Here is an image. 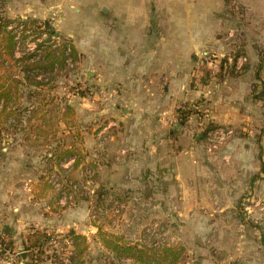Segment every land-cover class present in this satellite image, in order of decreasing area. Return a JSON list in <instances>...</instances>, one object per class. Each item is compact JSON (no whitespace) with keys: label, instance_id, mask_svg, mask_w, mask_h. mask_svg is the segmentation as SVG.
I'll list each match as a JSON object with an SVG mask.
<instances>
[{"label":"crops","instance_id":"0c3cea01","mask_svg":"<svg viewBox=\"0 0 264 264\" xmlns=\"http://www.w3.org/2000/svg\"><path fill=\"white\" fill-rule=\"evenodd\" d=\"M229 2L241 11L231 12ZM52 12L79 44L95 43L83 30L100 14L113 28L99 41L106 51L94 60L107 54L105 65H96L102 72H91L104 103L73 105L79 150L93 149L107 185L142 189L144 203L156 202L171 229L170 243L184 248L179 264H264V235L236 229L237 209L248 195L264 202V97H257L264 63L259 67L252 49L259 42L246 38L251 52L242 74H209L201 84L206 73H193V58L228 45L234 29L257 31L252 36L264 40V0H0L7 20ZM192 80L201 90H191ZM25 89H12L13 102L0 99V111L5 106L10 113L0 119V234L20 254L19 264L27 263L23 242L31 230L83 234L78 210L59 203L60 214L53 216L55 201L33 198V162L37 144L51 139V107L46 92ZM24 94L32 95L17 97ZM183 104L198 111L173 126ZM66 122L64 112L59 124ZM208 127L236 134L208 153ZM103 134L105 150L96 142Z\"/></svg>","mask_w":264,"mask_h":264},{"label":"rangeland","instance_id":"374dc122","mask_svg":"<svg viewBox=\"0 0 264 264\" xmlns=\"http://www.w3.org/2000/svg\"><path fill=\"white\" fill-rule=\"evenodd\" d=\"M58 16L59 13L52 12L40 17H26L27 20L24 21L27 23L26 28L30 31V34L28 35L29 38L23 37L21 39L22 43L19 47V51L23 53V56H27L35 44L40 41L45 42L47 45L45 48L49 47L48 53L51 52L57 57L52 71L49 68L43 71L41 66L39 69L26 70L28 69L27 66L32 65L31 61L14 63L8 59L4 50L1 53L3 55L1 58L4 60H0L2 61V66H0V85L11 87V89L39 88L40 91L46 92L44 100L49 101L51 107V127L49 130L51 139L47 143L37 144L41 147L38 150L40 155H36L33 162L36 164V172L33 175L36 180V184H34L36 188L33 186V198L35 200L47 198L52 202L55 201V207L51 208L49 212L56 216L60 214L62 209L59 204L62 196L60 191L53 188L50 179L57 180V183L64 191L68 190V184L70 183L78 185L77 192L73 193V205L63 207H69L71 210L76 209L81 215L80 222L82 224L79 231L83 233L81 236L85 237V241L80 247H85V250L81 257L76 259L77 264H136L129 260L115 259L113 254L105 250L101 245L97 235L98 230L121 237L123 240L138 247L158 249L153 246V243L159 240L160 236L151 235V232L156 230L158 235H163L164 238V243L159 248L165 246L184 249L182 244L170 243L169 233H171V229L166 219L161 216V213L159 214L158 210L160 207L156 205V202L151 204L144 203L142 199L144 191L142 189L132 190L118 187L114 190L110 188L105 182L106 175L101 173L99 169L102 161H97L94 158L93 149L86 151L84 147L82 152L79 150V144L81 143L79 141L80 136L78 137L77 135L80 134V127H78L79 124L74 115L73 105L76 102H86L87 104L104 103L103 97H105V93H102L101 86L96 83V76L91 72H95V70L102 72L97 69L96 65L102 62V65H105L107 54L100 55L98 64L94 60L98 57L97 54L101 49L106 51L107 45L100 44L99 41L105 39L108 32H111L113 28L108 24L109 20L100 14L95 23L91 20V22H88L89 26L86 27V24L84 25L83 30V32L88 31L93 36L95 43L91 44L86 40L84 44H79L74 37L70 36L68 31L59 28L57 24ZM8 21L13 23L22 20L21 17H17ZM234 30L230 43L223 48L211 50L210 54L222 55L225 58L244 56L247 58L245 70L251 52L248 50L250 47L246 49V38L251 37L250 41L259 42L252 49L258 55V65H260V60H262L261 65H263L264 40L261 42L256 36H252L257 31ZM8 34L5 30L0 31L1 44L6 41ZM64 44L71 45L76 52V60L73 61L72 67L61 64V49ZM44 54L45 52L42 56ZM193 61L195 64L198 63L199 57L193 58ZM43 65L46 64L44 63ZM24 70L26 71L24 72ZM194 72L206 73L205 78H198L201 84L210 80L209 72L206 69H200L195 66ZM230 73H233V71H230ZM27 77L28 79L25 80ZM191 86V90H201V87L194 84V80H192ZM25 91L27 90L25 89ZM31 95L24 94L17 97L26 99V97ZM42 95L40 93L39 99H42ZM12 97L10 102L14 101ZM66 105L67 109L69 108L72 112L64 109ZM192 111L197 113L198 110L192 109ZM64 112L67 113V126L59 124V118ZM64 127L67 129L65 128L66 130H64ZM62 131H65V133L63 134ZM58 140H63V142ZM105 140V134L96 140L97 144L102 146L104 150L106 149ZM43 150L47 152L44 154L42 153ZM72 159L74 162L70 163ZM63 165L66 167H63ZM236 213V229L240 233L244 230H250L264 235V217H260L257 208L254 211V217L260 218L257 222L252 220V218L247 219L245 217L242 206L238 207ZM60 246L61 248H54L51 245L47 246L42 255L43 258H40L42 259L40 264H50L52 258L57 259L61 256L60 254L64 255L61 258L69 256L72 251L71 246L64 245L62 247L61 244Z\"/></svg>","mask_w":264,"mask_h":264},{"label":"trees","instance_id":"16d2710c","mask_svg":"<svg viewBox=\"0 0 264 264\" xmlns=\"http://www.w3.org/2000/svg\"><path fill=\"white\" fill-rule=\"evenodd\" d=\"M228 6L231 12L241 11V8L236 6V4H231L229 2ZM9 23H11V21H8L4 17L0 16V31L4 30L5 26ZM3 44H1L0 42V60H4L3 58H1L3 56L1 55V53L4 50L6 55L8 56V59L10 61H13L11 56V52L13 49V42H12V36L10 34H8V37ZM67 46L70 48V54H69L70 57L72 58L73 61L76 60V52L74 48L71 45L69 46L64 44L61 49V58H62L61 64L63 66H64V51ZM39 48L40 45H37L36 50H38ZM47 50H49V47L45 48L39 56L36 51L31 53L30 55L23 56L19 60V62L30 61L38 57L35 61L32 62V65L27 66L28 69L26 70L39 69L41 66L43 71H45V69L47 68H49L50 71H52L57 61L56 59L57 57H55L51 52L48 53ZM44 52L45 54L42 56ZM13 62L15 63L16 61ZM261 62L262 60H260L259 67H261ZM44 63L46 65H43ZM0 66H2V61H0ZM26 70H24V72ZM27 79L28 77L25 80ZM11 91H12L11 87L0 85V99L4 98L5 102H10V99L12 97ZM257 97L259 98L264 97V84H262V91L257 95ZM67 110L71 111L69 108ZM9 114L10 113L5 114V106H3L2 110L0 111V119L4 115L5 117L8 118ZM194 114L196 113L192 111L189 105L183 104L179 109L176 110V118L178 125L185 124L188 118ZM97 235L98 238L100 239L103 248L111 252L115 257V259L117 260L119 259L129 260L136 264H179L184 255V249L182 248L163 246L158 249H153V248L145 249L143 247H138L135 244L129 243L123 240L121 237H118L111 233L104 232L102 230H98ZM53 238L58 240V242L62 245V247L66 245L64 243V240L67 239L68 241H70L72 251L70 252V255L65 258H61L64 256L63 254H60L61 256H59L57 259L52 258L50 264H77L76 259L81 257L83 251L85 250V247L83 248L80 247V245L85 241V237L81 235H76L73 232H68L63 236H58L54 233H48L45 230L42 231L31 230L26 235L25 240L23 242V250L27 253L26 256L27 263L24 262V264H40V262H42L41 261L42 259L40 258L41 257L43 258L42 255L45 252V248L49 246L48 244L50 240ZM8 243L10 244V246H13L11 241L8 240Z\"/></svg>","mask_w":264,"mask_h":264},{"label":"built area","instance_id":"2783aa9c","mask_svg":"<svg viewBox=\"0 0 264 264\" xmlns=\"http://www.w3.org/2000/svg\"><path fill=\"white\" fill-rule=\"evenodd\" d=\"M24 23L25 21L13 22L7 24L4 28V30L12 36V42H13L12 59L13 61H16L15 63H18L20 58H22L23 56V53L19 51V47L22 43L21 39L23 37L29 38L28 35L30 34V31L26 28L27 26ZM37 45H40V48L38 50H36ZM45 46H47L46 43L40 41L32 47L31 52L28 54L30 55L31 53L36 51L39 56L42 53V51L45 49ZM69 54H70V48L67 46L64 51V64L65 66L72 67L73 60ZM37 58L38 57L30 61L33 62ZM246 63H247V58L244 56H238L237 58H231V57L225 58L223 56L219 57L214 54L205 52L203 55L199 57L197 67H199L200 69H206L210 75H220L222 77H225L228 73H230V71H233V73L238 75L242 74L244 72V67ZM171 124L175 126L178 124V122L176 119H174L171 122ZM235 134L236 131L230 127H213L204 130L203 140H204V147L206 152L213 153L220 146L225 144L228 141V139H230ZM72 162H74L73 159L70 160V163ZM63 167L66 166L63 165ZM50 183L52 184L53 188H55L57 191H60L62 200L59 203H62L63 206L73 205L74 203L73 193L77 192L79 188L77 184H73V183L68 184L69 185L68 190L64 191L61 189L59 183H57V180L55 181V179L51 178ZM241 206L243 213L247 219L252 218V220H254L255 222L260 220V218L254 217L255 208L258 209L260 213V217L262 216L264 217V202L260 200H254L252 195H248V198L243 201ZM151 235L160 236V239L153 243L154 247L159 248L164 243L163 235H158L156 230H153L151 232ZM64 243L67 246H71V242L68 241L67 239L64 240ZM49 245H51L54 248H61L60 243L55 238L50 240ZM19 262H20V254L18 253L14 245L10 246V244L8 243V239L4 235L0 234V263L19 264Z\"/></svg>","mask_w":264,"mask_h":264},{"label":"water","instance_id":"95a60500","mask_svg":"<svg viewBox=\"0 0 264 264\" xmlns=\"http://www.w3.org/2000/svg\"><path fill=\"white\" fill-rule=\"evenodd\" d=\"M24 256H25V254L22 255V257H24Z\"/></svg>","mask_w":264,"mask_h":264}]
</instances>
